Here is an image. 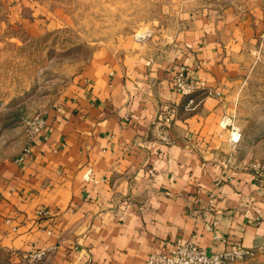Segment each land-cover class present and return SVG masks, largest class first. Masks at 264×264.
Here are the masks:
<instances>
[{
	"label": "crops",
	"instance_id": "1",
	"mask_svg": "<svg viewBox=\"0 0 264 264\" xmlns=\"http://www.w3.org/2000/svg\"><path fill=\"white\" fill-rule=\"evenodd\" d=\"M52 1L0 0V37L48 29ZM257 19L188 11L165 54L96 49L43 130L0 161L2 262L33 264L22 255L51 248L39 264H143L176 240L264 250V182L222 125ZM179 65L198 88L189 106L171 87Z\"/></svg>",
	"mask_w": 264,
	"mask_h": 264
},
{
	"label": "rangeland",
	"instance_id": "2",
	"mask_svg": "<svg viewBox=\"0 0 264 264\" xmlns=\"http://www.w3.org/2000/svg\"><path fill=\"white\" fill-rule=\"evenodd\" d=\"M52 5L57 18L39 35L19 28L0 37V161L25 146L37 120L96 49L116 53L112 59L131 52L145 59L165 54L183 26L185 12L211 9L228 17L258 14L260 31L240 58L243 68L226 116L230 124L224 119L222 125L232 133L239 131L236 145L231 142L248 160L245 165L264 164V0H53ZM128 38L133 46L126 51ZM0 264L6 263L0 259ZM231 264H264V250H253Z\"/></svg>",
	"mask_w": 264,
	"mask_h": 264
},
{
	"label": "built area",
	"instance_id": "3",
	"mask_svg": "<svg viewBox=\"0 0 264 264\" xmlns=\"http://www.w3.org/2000/svg\"><path fill=\"white\" fill-rule=\"evenodd\" d=\"M172 89L179 94L187 98V106L193 103V95L197 92V84L189 73L186 66L181 65L175 71L172 81ZM162 122L168 123L171 120V111L166 110L161 116ZM227 124H230V118H224ZM45 127V120L43 116L37 120L34 127V132L30 139L39 133ZM233 130H235L232 127ZM235 134V135H234ZM240 137L239 131L235 130L231 139L234 145L238 142ZM29 151V147L26 146L23 150L24 153ZM19 159H22L20 157ZM247 167L254 173V175L264 182V164L260 162H250ZM91 176L90 170H88L84 176L85 180H89ZM47 214V211H41ZM40 212V213H41ZM51 248L31 250L22 255L23 259L27 262H41L49 253ZM253 250L244 248L240 245H235L230 249L221 251H208L205 248L195 244L192 241L183 242L176 240L171 250L166 252H151L148 254L143 264H231L236 260L242 259L250 254Z\"/></svg>",
	"mask_w": 264,
	"mask_h": 264
}]
</instances>
